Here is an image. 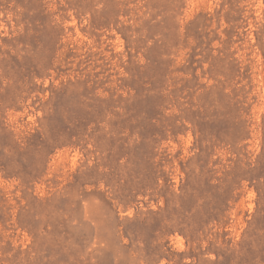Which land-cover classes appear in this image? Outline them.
<instances>
[{"label": "rangeland", "instance_id": "1", "mask_svg": "<svg viewBox=\"0 0 264 264\" xmlns=\"http://www.w3.org/2000/svg\"><path fill=\"white\" fill-rule=\"evenodd\" d=\"M0 264H264V0H0Z\"/></svg>", "mask_w": 264, "mask_h": 264}]
</instances>
